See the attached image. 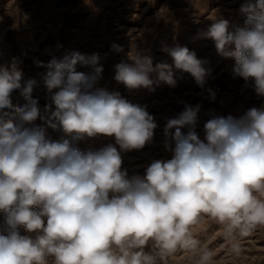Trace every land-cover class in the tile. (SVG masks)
<instances>
[{
    "label": "clouds",
    "instance_id": "1",
    "mask_svg": "<svg viewBox=\"0 0 264 264\" xmlns=\"http://www.w3.org/2000/svg\"><path fill=\"white\" fill-rule=\"evenodd\" d=\"M239 11L244 27L230 30L227 20L213 19L197 36L234 59L233 78L264 97V0H246ZM162 50L171 64L133 55L131 63L115 65L114 79L129 90L155 91L162 83L174 87L179 71L204 86L209 71L194 51L178 44ZM99 60L97 53L71 51L40 64L51 93L44 117L32 96L37 81H23L16 58L0 64V264H168L181 250H198L195 264H212L193 233L204 218L224 226L239 253L240 238L264 229V105L209 119L201 139L200 105L185 104L164 128L172 157L129 177L121 152L143 149L158 125L146 106L95 86ZM17 90L23 105L12 102ZM38 118L44 126H26ZM49 128L64 135L53 140ZM98 135L114 137L119 150L75 146Z\"/></svg>",
    "mask_w": 264,
    "mask_h": 264
},
{
    "label": "rangeland",
    "instance_id": "2",
    "mask_svg": "<svg viewBox=\"0 0 264 264\" xmlns=\"http://www.w3.org/2000/svg\"><path fill=\"white\" fill-rule=\"evenodd\" d=\"M246 0H0V64H10L13 58L23 73V81L35 79L33 99L38 101L41 116H47L45 105L51 104V93L42 81L46 65L53 56L79 51L99 54L103 71L95 86L116 91L133 104L146 106L158 127L153 140L143 149L122 151V169L129 177L144 176L154 160L170 159L172 152L165 148L164 128L170 118L184 110L185 104L200 105L196 132L204 137L203 126L216 116L239 117L247 110L264 105V97L256 94L242 78H233L234 59L218 54L211 39L198 38L213 19H225L230 30L245 26V17L239 9ZM255 2V0H253ZM186 46L203 61L209 71L206 83L199 86L189 73L175 72L176 85L160 84L155 91L145 88L129 90L114 79L115 65L131 63L130 56H148L153 64L172 63L162 49L176 45ZM119 47V51L113 46ZM77 71L93 74L91 67L78 66ZM22 81V82H23ZM208 89L215 92L209 97ZM55 91V90H54ZM13 104L25 103L19 90L11 94ZM54 110V105H53ZM44 126L42 119L32 125ZM184 131H187L185 129ZM53 140L64 133L48 129ZM115 138L98 135L76 142L82 151L99 150ZM174 146V145H173ZM0 212V229L4 227ZM22 235L29 234L21 226ZM200 247L207 248L212 264H264V229L240 238L237 253L225 235L224 226L211 218H204L193 226ZM151 245H149V248ZM146 248L145 250H149ZM198 250H181L168 259V264H195Z\"/></svg>",
    "mask_w": 264,
    "mask_h": 264
}]
</instances>
